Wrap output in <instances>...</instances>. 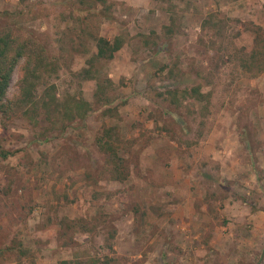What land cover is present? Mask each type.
Returning <instances> with one entry per match:
<instances>
[{
	"label": "rangeland",
	"instance_id": "rangeland-1",
	"mask_svg": "<svg viewBox=\"0 0 264 264\" xmlns=\"http://www.w3.org/2000/svg\"><path fill=\"white\" fill-rule=\"evenodd\" d=\"M2 32L56 72L45 108L0 114V264H264V0H0ZM96 36L124 42L97 63L106 102L81 72ZM193 86L206 112L160 96ZM108 127L123 182L96 145Z\"/></svg>",
	"mask_w": 264,
	"mask_h": 264
},
{
	"label": "trees",
	"instance_id": "trees-1",
	"mask_svg": "<svg viewBox=\"0 0 264 264\" xmlns=\"http://www.w3.org/2000/svg\"><path fill=\"white\" fill-rule=\"evenodd\" d=\"M94 1L101 2L103 0ZM123 43V40L118 36L113 40L103 36L94 37L95 52L87 60L89 67L81 72L84 79L96 80L94 97L98 101L104 100L106 102L108 100L107 84L110 85L111 81L106 77L104 78L105 81H100L101 71L98 69L97 63L100 60L111 59ZM262 56L263 54L260 55V57ZM256 59L253 56L249 62L244 61L243 65L246 67L247 64L253 68L257 63ZM259 61L261 60L259 59ZM16 68L19 69L20 77L17 81L16 93L10 97L8 91L11 77ZM55 72V63L50 59L49 54L42 45L33 42L31 38L24 39L23 36L11 32L0 33V114L5 119H10L18 110L30 106L37 109L38 102L42 108H45L47 101L51 103L54 98V95L51 94L53 85L44 89L41 97L38 96L37 91L39 86L45 83L46 78L52 77L51 74ZM160 96L175 107H178L182 100L191 98L195 102L203 103V112L207 111L208 97L201 93L199 86L180 91L177 89L171 90L168 91L166 96L163 94H160ZM74 109H76V116L83 120L89 111V104L81 99L76 102ZM95 140L99 151L104 155L110 176L115 181L123 182L128 176V169L124 157L120 154V140L117 133L113 128L108 127ZM8 154V151L0 149L2 158H6ZM80 223L78 220L63 219L61 226L66 231H72L81 227Z\"/></svg>",
	"mask_w": 264,
	"mask_h": 264
}]
</instances>
